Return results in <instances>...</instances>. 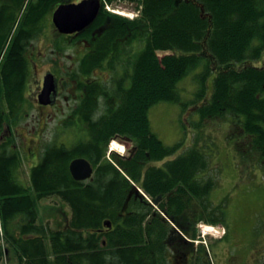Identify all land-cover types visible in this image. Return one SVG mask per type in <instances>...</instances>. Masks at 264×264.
Instances as JSON below:
<instances>
[{
  "label": "trees",
  "instance_id": "1",
  "mask_svg": "<svg viewBox=\"0 0 264 264\" xmlns=\"http://www.w3.org/2000/svg\"><path fill=\"white\" fill-rule=\"evenodd\" d=\"M25 1L0 0V57L8 45L0 66V98L6 96L10 103L12 90L11 104L18 108L25 102L28 46L42 33L50 8L63 0H30L13 33ZM138 1L143 4L138 20L112 17L114 32H108L117 39L112 49L90 52L81 62L83 74H90L110 60L116 47L142 40L130 86L118 94L119 106L78 112L87 140L72 149L47 145L26 183L18 178L23 151L11 152L9 144L0 145L4 255L10 264H172V255L179 252L184 260L190 254L191 264H212L209 247L203 243L195 247L196 241H203L199 223L218 226L225 220L211 200L216 182L205 176L207 156L195 145L163 168H146L149 162L171 158L182 146H167L158 138L150 109L161 103L186 108L179 83L201 66L197 99L205 97L204 81L211 73L206 51L223 69L216 75L210 101L200 109L202 118L234 116L250 139L249 147L264 161V61L260 67H229L263 58L264 0ZM159 51L173 54L159 59ZM5 120L0 109V128ZM116 135L131 138L138 152L126 160L113 156V164L106 153ZM78 157L95 167L92 180L73 179L69 167ZM133 183L153 199L163 197L160 209L188 241L137 193ZM52 198L70 208L63 230H51L41 219L39 202ZM107 220L113 228L102 233Z\"/></svg>",
  "mask_w": 264,
  "mask_h": 264
},
{
  "label": "rangeland",
  "instance_id": "2",
  "mask_svg": "<svg viewBox=\"0 0 264 264\" xmlns=\"http://www.w3.org/2000/svg\"><path fill=\"white\" fill-rule=\"evenodd\" d=\"M44 36L49 42L44 39L42 44L41 41L40 48L35 53L38 56L46 53L47 59L56 58L58 62L66 66V69L70 68L73 65L74 50L67 46L63 50L64 53L58 54L56 45L51 44L57 41L52 28L49 35L46 33ZM57 43L61 44V41ZM58 48H60L59 45ZM206 57L211 60V73L204 81L205 97L197 99L202 86L200 75L204 71L201 66L197 72L194 71L179 83L178 88L182 101L187 105L186 108L173 103H161L152 107L149 111L152 129L167 146L182 143L181 149L168 160L176 159L195 145H198L208 158L210 165L205 176L216 182L211 200L213 206L219 207V211L224 213L225 218L221 225L216 226L221 232L208 225L204 227L210 230L209 234H204V229L200 226L207 224L199 223L197 226L198 229L200 228L199 233L203 243L209 247L212 264H264V161L260 160L259 154L249 147L250 139L244 134L238 119L234 116L220 115L202 118L200 109L210 101L215 76L223 69V66L212 58L209 51H206ZM248 64L259 67L263 65V60L234 63L229 67L241 69L246 68ZM35 83V78L31 77L29 91L32 100L38 93V91L34 92ZM35 103L36 101L33 100L31 105L29 98L23 102L22 107L28 108L31 105L30 113L21 116V122L17 128L20 135L18 147L23 151V165L19 171L21 175L19 178L25 183L29 180L31 168L40 161L34 162L36 159H32L39 150L41 153L46 145L53 143L56 136L57 145L68 148L77 144L79 139L78 126L72 127L74 123L60 128L68 114L59 115L52 111L51 116L41 115L35 109ZM63 108L64 111H69L66 104ZM70 120L67 119L66 123ZM117 143L126 147L121 154L124 153L125 157H128L131 146L122 141ZM113 153L122 156L117 152ZM166 162L167 160L151 162L150 166L163 167ZM39 210L41 219L51 230H63L71 215L70 208L58 198L40 201ZM224 228L228 235L221 240ZM199 245L198 242L195 247ZM191 248L189 246L188 250L192 252L193 248ZM174 249L172 246V251H175ZM189 255L187 253V259L184 260L182 252L174 253L171 263L191 264ZM4 261L0 247V264H5Z\"/></svg>",
  "mask_w": 264,
  "mask_h": 264
},
{
  "label": "flooded vegetation",
  "instance_id": "3",
  "mask_svg": "<svg viewBox=\"0 0 264 264\" xmlns=\"http://www.w3.org/2000/svg\"><path fill=\"white\" fill-rule=\"evenodd\" d=\"M84 1L89 0H63L60 4H80ZM57 8V6L50 8L45 22H43L41 34L45 35L48 33L49 35L52 28L57 41L60 40L61 44H56L57 41L55 44H51L53 46L59 45L58 54L64 53L62 50L67 48V46L71 47L74 50V55H72L73 65L66 69V66L58 62L56 58V60L47 59L46 53L40 56L35 53L40 48L41 41L42 44L44 43L45 36L29 44L26 56L30 62L31 77L35 78L36 81L34 92L38 91L37 95L34 96L35 99H33L36 101L35 109L41 115L51 116L50 113L53 111L55 114H68L67 116L71 117L82 111L85 114H89L97 106L104 107L107 111L111 108H117L119 106L118 94L130 86L131 77L129 75H131L133 69L134 58L143 46L142 40L133 39L129 43L116 47V52L112 54L107 63H104L102 67L96 66L90 74H83L82 58L90 52H109L112 49V45L116 44L117 39L113 37V18L102 9L97 18L84 30L73 34H62L52 20L53 12ZM53 9L54 11L51 12ZM112 30V33L108 32ZM44 41L48 40L45 39ZM125 41H127V37H125ZM48 75L54 76L55 90L51 92V96L44 99L45 104H40L41 102L39 103L38 98L44 89L45 78ZM1 84L0 78V88ZM27 92L31 97L29 89ZM10 98L12 99V90L10 91ZM11 99L9 103L6 96L0 98V109L4 115L8 116L7 121L3 122L0 128V145L9 144V150L13 152L12 150H16L17 147L18 130L16 117L18 109L16 103L11 104ZM64 104L67 105L69 111H64ZM120 140L131 146L128 156L133 158L138 151L137 147L133 142L126 141L123 136L120 137ZM122 147L124 148V146ZM114 149L116 148L114 147Z\"/></svg>",
  "mask_w": 264,
  "mask_h": 264
},
{
  "label": "water",
  "instance_id": "4",
  "mask_svg": "<svg viewBox=\"0 0 264 264\" xmlns=\"http://www.w3.org/2000/svg\"><path fill=\"white\" fill-rule=\"evenodd\" d=\"M101 2L99 0L86 1L80 5H62L54 14V23L61 33H74L81 31L92 22L97 12L100 10ZM53 75H48L45 79L44 90L39 99L45 104L52 91L55 90ZM70 171L76 181H87L92 178L94 170L90 162L86 159H76L70 165ZM161 197L153 201L154 205H158ZM104 225L111 229L112 222L106 221Z\"/></svg>",
  "mask_w": 264,
  "mask_h": 264
},
{
  "label": "bare ground",
  "instance_id": "5",
  "mask_svg": "<svg viewBox=\"0 0 264 264\" xmlns=\"http://www.w3.org/2000/svg\"><path fill=\"white\" fill-rule=\"evenodd\" d=\"M141 34V33H140ZM126 68V67H125ZM35 91V90H34ZM66 120V119H65ZM64 121V120H63ZM64 123V122H63ZM18 142V141H17ZM116 148L119 152H123L125 149L122 147V146H120L119 144H114V146H113V148ZM24 167V166H23ZM20 170V169H19ZM20 175V174H19ZM21 176V175H20ZM19 178V177H18ZM134 181V180H133ZM29 183V182H28ZM22 185V184H21ZM28 185V184H27ZM27 187V186H26ZM186 199V198H185ZM61 200V199H60ZM142 208V207H141ZM150 210V209H149ZM202 229H204L203 231H204V234H209V229L207 228V227H202ZM214 230H216V228H213ZM218 229V228H217ZM213 230V231H214ZM217 232V231H216ZM211 235V234H210ZM214 235V234H213ZM7 243V242H6Z\"/></svg>",
  "mask_w": 264,
  "mask_h": 264
}]
</instances>
